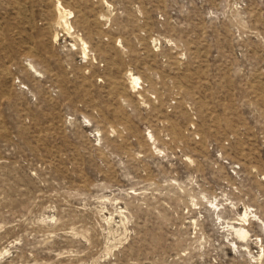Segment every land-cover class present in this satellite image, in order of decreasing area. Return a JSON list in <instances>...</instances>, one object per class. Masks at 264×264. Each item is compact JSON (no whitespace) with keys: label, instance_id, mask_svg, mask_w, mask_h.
<instances>
[{"label":"rangeland","instance_id":"obj_1","mask_svg":"<svg viewBox=\"0 0 264 264\" xmlns=\"http://www.w3.org/2000/svg\"><path fill=\"white\" fill-rule=\"evenodd\" d=\"M0 264H264V0H0Z\"/></svg>","mask_w":264,"mask_h":264},{"label":"bare ground","instance_id":"obj_2","mask_svg":"<svg viewBox=\"0 0 264 264\" xmlns=\"http://www.w3.org/2000/svg\"><path fill=\"white\" fill-rule=\"evenodd\" d=\"M61 3V2H60ZM59 3V4H60ZM61 5V4H60ZM59 5V7H61ZM62 8V7H61ZM62 9H64V8H62ZM67 26V25H66ZM71 28H72V26H68V30L67 31H69V30H71ZM75 37V36H74ZM78 40H79V42L81 43V45L82 46H84V48H86V44H85V42L83 41V39H81V38H78ZM83 48V47H82ZM82 51H83V49H82ZM86 52V51H85ZM83 53L84 54V56L87 58V56H86V53ZM131 80H132V83H136L137 82V80H138V77L137 76H133V74H132V76H131ZM139 81V80H138ZM137 84V83H136ZM242 217V216H241ZM244 217V216H243ZM244 220V219H243ZM239 232V234H240V236L242 237V236H244V234H245V232L243 231V230H239L238 231Z\"/></svg>","mask_w":264,"mask_h":264}]
</instances>
